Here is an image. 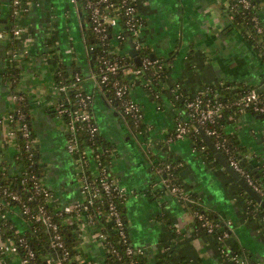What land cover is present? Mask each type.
<instances>
[{"label":"crops","instance_id":"0c3cea01","mask_svg":"<svg viewBox=\"0 0 264 264\" xmlns=\"http://www.w3.org/2000/svg\"><path fill=\"white\" fill-rule=\"evenodd\" d=\"M30 1L29 10L18 16L22 32L16 48L19 80L14 88L3 79L6 43L5 35H0V115L13 110L14 94H25L30 100L34 145L46 168L43 182L52 194L50 203L63 208L83 197V168L67 149L68 127L57 113L61 96L54 75L58 68L65 67L83 74L81 85L92 96L90 113L99 134L114 144L108 168L126 196L123 207L131 241L146 250L149 261H159L166 255L173 242L171 230L175 229L177 242L171 249V261L232 264L222 255L216 235L195 233L197 206L216 213L230 234L225 242L233 252L264 264V217H251L250 195L221 163L217 164L216 157L210 158L198 149L190 137L167 140L180 116L173 94L194 96L207 85L225 82L264 87L261 56L246 38V30L231 26V0H139L138 12L144 21L141 32L127 36V45L122 48L114 40V48L130 55V38L133 45L139 42L151 57L165 60L170 68L161 84V90L167 91L160 97L154 95V85L144 74L126 72L130 95L144 114L141 132L120 117L92 76L85 36L88 22L84 23L81 7L72 0ZM253 3L264 19V0ZM8 9L9 0H0L3 16ZM226 132L247 149L254 169L264 170V115L247 111L232 115ZM14 142L7 137V127L0 130V168L11 164L10 172H17ZM165 159L181 164L184 190L192 202L171 194L159 183L154 169ZM89 166L95 171L93 159ZM16 222L24 229L22 219ZM80 235L87 258L101 261L104 248L96 231L83 227ZM20 261L15 254L0 255V264Z\"/></svg>","mask_w":264,"mask_h":264},{"label":"trees","instance_id":"16d2710c","mask_svg":"<svg viewBox=\"0 0 264 264\" xmlns=\"http://www.w3.org/2000/svg\"><path fill=\"white\" fill-rule=\"evenodd\" d=\"M250 1V7L246 8L241 0H231L229 5V13L231 15V26L238 27L242 26L246 31V38L249 40L250 44L255 48L257 53L261 56V60L264 63V30L260 32L259 27L264 29V19L260 16V12L257 9V5L253 3L254 0ZM14 0H9V9L6 14H3L0 11V20L5 19V23L0 21V33L5 35L6 43V53L3 57L5 60V70L3 73V79L6 85H10L13 88L19 80V70L17 67L18 59H11L10 54L16 50L18 47L19 39L14 36L13 29L16 26H19V18L14 13ZM80 7L82 9L83 20L88 22V13L83 8L82 2L79 1ZM144 22V21H143ZM85 36L88 43V46L94 44V34L91 27L85 25ZM112 30H110L111 32ZM129 33L123 28V35L126 37ZM113 39L109 37V40L104 46H97L91 52V62H92V71L100 77L98 72L99 61L96 59L97 55H102V51L107 48L114 47L112 43ZM110 42V44H109ZM123 44L121 45V48ZM139 54L143 56L151 57L148 50L140 48L138 50ZM113 59L117 57L118 63L122 66L117 75H111V81L103 85V91L107 95V100L110 104L117 110L120 117H122L128 125L134 128L136 131H143L144 124L143 121H136L130 117H123V106L122 100L117 98L115 91L112 86V80L115 77L121 78L124 82H129L126 70L130 67H139L143 70L144 76L152 82L154 85L153 93L157 97H160L161 93L166 92L167 90L162 89V83L165 82L167 75L169 74L170 68L168 64L163 59H158L159 63L155 66H152L148 69H144L142 66H138L135 63L134 57L129 54H123L120 52H115L111 56ZM12 60V61H9ZM77 75L80 77V80H77ZM14 79V80H13ZM84 80L82 73L74 70L73 72L68 71L67 68L61 67L58 68L54 75V82L56 87H66L65 90L60 91L59 102L64 103L66 108L76 109L79 107L81 96H85L86 93L81 85ZM257 89L255 87H248L245 85H235L233 82H225L220 86L207 85L203 92L199 95L203 98V104L206 106L208 103H214L215 101L222 103V108L220 112L215 116L214 121L207 122L205 124H200L198 121L194 120L189 114L190 110L187 108V99H193L194 96H183L182 94H173L172 100L176 104V108L180 111L179 118H187L190 120V131L187 133V136L194 141L195 146L198 149H203V151L210 157L215 159V154L206 144L202 132L206 134L208 129L216 130L217 134L207 135L214 145L216 146L219 139H225V145L230 150L231 153L235 155L240 165L246 169L256 182V184L262 189L263 194L260 193V196L264 200V170L262 168H257V172L253 173L254 166L252 165L251 159L247 155V149L241 145V143L231 134L226 132V125L228 119L232 115H238L241 113L239 111L241 105H238L240 98L249 90ZM262 97L264 98V92H261L260 89H257ZM22 99H18L15 102V106L9 114L13 115V123L10 125V129L15 132L14 135V146L17 147V153L14 155V164L17 166V172H10L11 164L6 166L2 165L0 168V201L2 202L3 214H6V218L2 220V227L0 232V240L5 241L8 237H13L18 240L19 237H25L29 243L30 249L35 253V257L31 258L29 261L37 262L38 264H45V261H48L49 258L52 261H56L52 257L53 249L50 247L51 235L46 230L41 221L37 220V216L41 214V207L43 210L51 214L55 221L58 222L60 231L65 242V246L68 249V256L63 264H79L78 261H82L84 258V252L82 251V244L84 243L83 237L80 235L79 230L81 231V225L86 224L92 230H98L106 235V247L107 252L104 258L105 264H116L120 261H133L135 257L128 255L126 252V244L122 241L119 232L115 226L114 220L110 215L109 203L114 200L119 204V210L123 214L124 220L126 221L124 207L122 203V198L116 193L112 197H107L103 192L102 196L98 199H94V204L88 205L87 209L82 207L74 209L71 213L58 214L52 206L49 205L48 201L45 200V197L42 193H36L34 191L33 185L34 180L30 177L32 175L36 176V181H44V176L46 173V168L40 162V154L37 150V146L34 145V131L32 126L33 116L31 114V103L28 97L25 94H21ZM187 98V99H186ZM90 110V106H89ZM247 112L255 113L252 108L246 110ZM264 115V114H263ZM69 116L66 113L63 116V121L68 122ZM93 121H95L93 119ZM27 124L30 130L28 137H25L22 134V131L19 130L23 124ZM4 124L0 122V130L4 129ZM175 130V128H174ZM174 130L172 132H174ZM216 135H219L217 137ZM78 140H79V152L74 156L75 158L83 157V161L91 157L87 156L88 148L94 150V155L99 154V161L102 163L101 166H96L95 171H92L88 166H85L86 171L83 173L87 180L91 183V188L93 186H100V173L103 165L110 163L112 158V152L114 144L105 138H103L99 132L96 133L94 137H91L87 128L78 131ZM29 146V147H27ZM218 151L228 160V154L225 149L222 147H217ZM86 154V155H85ZM87 162V161H86ZM217 164L220 165V162L216 160ZM254 164V163H253ZM167 165H170L171 168L169 171H166V177H171L173 183L180 188H184L183 177L181 174V164L177 161H172L165 159L156 164L155 169L165 168ZM221 166V165H220ZM252 167V168H251ZM256 169V168H255ZM108 172L111 177H113L112 172L108 168ZM25 173V174H24ZM159 176V183L161 184V177ZM7 189L8 191H15L21 195L22 202L14 201L8 199L6 195L3 194V190ZM251 205L248 209L251 214V217L259 220L264 217V206L259 204L255 199L250 196ZM27 204L31 208V213L29 215H24L23 213V204ZM122 203V204H121ZM195 211L203 213L207 219L215 225L220 226L221 228L215 229L213 235L221 234L224 224L219 219L213 211H208L203 208H198L195 206ZM19 213L20 217L25 218L27 221L23 231L20 230V226L16 222L17 218L14 215ZM204 220L199 219L195 215V233L210 234L208 229L203 225ZM126 230L128 227L127 222ZM226 229V228H225ZM224 229V230H225ZM173 235V242L170 244L166 255H163L159 258L158 264H189L184 260L179 262L171 261V249L173 245L177 242V233L175 229L171 230ZM129 229L127 230V234ZM130 234H128V237ZM131 239V238H129ZM233 249V248H232ZM237 251L236 249H233ZM237 253V252H236ZM18 255L20 258H25L27 255V249L20 246L18 249ZM60 258V257H59ZM139 261H148L146 258H140ZM32 264V263H30ZM51 264H57L55 262Z\"/></svg>","mask_w":264,"mask_h":264},{"label":"built area","instance_id":"2783aa9c","mask_svg":"<svg viewBox=\"0 0 264 264\" xmlns=\"http://www.w3.org/2000/svg\"><path fill=\"white\" fill-rule=\"evenodd\" d=\"M73 2L77 3L79 6V1L82 2L83 8L88 13V22L89 26L92 29V32L94 34V44L92 46H88L89 52L94 50L97 46H104L106 45V42L109 40V37L113 39L112 43L113 46L115 44V41L118 45H122L123 47L127 45L126 37L123 35V28L126 29V31L130 34L131 37H135L138 35L143 26L144 22L143 19L140 17L138 8L141 1L139 0H72ZM242 3L246 8L250 7V1L249 0H241ZM29 2L30 0H14V13L15 15L19 16L24 12H27L29 10ZM110 30H112L110 32ZM258 30L262 32L264 29L259 27ZM22 29L19 26H16L13 29V34L15 37L19 38L21 36ZM128 34V35H129ZM2 35V33H0ZM115 40V41H114ZM110 44V42H109ZM135 48L138 50L141 48L139 42H134ZM117 52L114 47L104 49L102 51V55L98 54L96 59L99 61V67L98 72L100 77L96 75L94 72L92 73L93 78L96 80L98 85L103 89V85L107 84L111 81V75H117L119 70L122 68V66L118 63L117 57L113 59L111 56ZM11 59H16L19 57V52L17 50H14L10 54ZM91 55V52H90ZM9 61H12L9 59ZM159 63L158 59H153L152 57L145 56L141 59V65L144 69H148L152 66H155ZM133 70L135 74H142L143 70L139 67H130L126 70ZM125 72V73H126ZM14 80V79H13ZM77 80H80V77L77 75ZM112 86L115 91V95L117 98L122 100V106H123V117L126 119V117H130L136 121H142L144 119V114L139 106V104L131 97L130 95V85L127 82H124L121 78L115 77L112 80ZM66 87H60L58 90H65ZM183 95V94H182ZM184 96V95H183ZM14 100L17 101L18 99H22L23 96L21 94H14L13 96ZM80 104L79 107L76 109L73 108H66L64 106V103L59 102L57 106V113L60 118L63 119V116L68 113L69 119L68 122H66V125L68 127V138H67V149L72 154L75 155L79 152V140H78V131L87 128L91 137H94L97 132H99V127L93 121L92 114L90 113L89 106H91L92 103V96L86 94L85 96L80 97ZM187 99V98H186ZM187 101V108L190 110V116L198 121L200 124H205L207 122H212L215 119V116L220 112L222 108V103L215 101L214 103H208L206 106L203 104V98L201 95L196 94L193 99L189 98ZM238 105H241V109L239 111L244 112L249 108H252V110L255 113L258 114H264V98L260 94V92L257 89H251L247 91L239 100L237 103ZM0 122L4 124V127H7V137L13 138L15 132L12 131L9 127L13 123V115L12 114H3L0 115ZM190 120L187 118L180 119L177 118L175 130L172 132L168 137V141L173 140H179L184 139L187 137V133L190 131ZM19 130L22 131V134L25 137H28L30 134V130L28 125L25 123L23 126L19 128ZM207 135H215L217 134L216 130L208 129L206 132ZM219 137V135H216ZM217 147H222L226 150L228 154V163L230 166L242 177L244 180L248 183L250 187L254 191H256L259 195L260 193L263 194L262 189L256 184L252 176L246 169H244L235 155L230 152V150L225 145V139L221 140L219 139L216 144ZM29 147V146H27ZM90 151L93 152L94 150L90 149ZM91 154V157H89L88 160L85 162L83 161V157L76 158V161L81 165L83 168V171L81 172V178H82V199L79 200L77 203L66 206L63 208H58L53 206L50 201L52 194L49 191V189L44 185V182L42 181H36V176L32 175L30 178L34 180V191L36 193H42L45 197V200L48 201L49 205L54 208L58 214L64 213H71L74 211V209L84 206V209H87L88 205L94 204V199L100 198L102 196V192L107 195V197H112L114 194H118L122 198V203L126 196L124 195L123 189H121L115 179L111 177L110 173L108 172V166L103 165L102 171L100 173V186L96 187L93 186L91 188V183L87 180V177L84 176V172L86 171L85 166L90 165V162L93 159V163L95 164V167L101 166L102 163L99 161V154H96L93 156ZM86 155V154H85ZM87 156H89L88 150H87ZM90 167V166H89ZM171 168L170 165H167L165 168H158L157 172L161 177V185L169 191L171 194L184 199L186 201H191L188 194H186V191L184 188H180L179 186L175 185L173 183V179L171 177H166V171H169ZM25 174V173H24ZM3 194L8 197L10 200L22 202L21 195L18 192L15 191H8L7 189L3 190ZM121 203V204H122ZM2 202L0 201V232L2 227V220L6 218V214H3L1 212L2 210ZM109 209H110V215L114 220L115 226L119 232V235L122 239V241L127 245L126 246V252L128 255H131L134 258L133 261H120L116 264H158L157 261H149L148 254L146 250L142 247L134 245V243L129 239L126 230V221L124 220L123 214L119 210V204L115 202L114 200L110 201L109 203ZM23 213L24 215H29L31 213V208L27 204H23ZM19 213H16L14 215L16 218L20 217L18 215ZM195 215L201 219L204 220L203 225L207 227L208 233L213 234L215 233V229L219 230L221 228L218 225L212 224L207 217L203 213H199L198 211H195ZM18 216V217H17ZM22 219L27 223L25 218H19ZM37 220L41 221L46 230L51 235V243L50 247L53 249L52 251V257L56 261H52L51 258L48 259V261H45V264H51L53 262L57 264H63L65 261L69 252L68 249L65 246V242L63 240L62 233L60 231V227L58 222L55 221L54 217L43 210V207H41V214L37 216ZM87 227L86 224L81 225V228ZM20 230L23 231L22 228ZM222 233L219 235L217 234V238L220 242V251L222 255L229 260L232 264H257L256 262L250 261V259L244 255L243 253H236L233 252L227 245L226 240L230 237L229 232L224 228H222ZM79 232H81L79 230ZM97 238L99 239L100 243L102 244L104 248L103 252V258L101 261H93L87 258L86 254H84V258L82 261H78L79 264H105L104 258L106 256L107 247H106V235L98 230H96ZM82 236V235H81ZM130 236V235H129ZM25 247L27 249V255L25 258H20L21 264H38L34 261H29L31 258L35 257V253L30 249L29 243L25 237H19L18 240L14 239L13 237L6 238L5 241L0 240V255L5 254H15L18 255V249L19 247ZM19 256V255H18ZM60 257V258H59ZM146 258L148 261H139L140 258ZM177 264V263H176Z\"/></svg>","mask_w":264,"mask_h":264},{"label":"water","instance_id":"95a60500","mask_svg":"<svg viewBox=\"0 0 264 264\" xmlns=\"http://www.w3.org/2000/svg\"><path fill=\"white\" fill-rule=\"evenodd\" d=\"M1 22L5 23V19L0 20ZM129 45L131 47L130 49V55L132 57H134V60L136 62V64L138 66L141 65V59L140 56L138 55V51L136 49H134V45L133 42L130 40L129 38ZM152 58L154 59L155 56L152 55ZM260 91L264 92V87H260ZM202 136L206 142V144L208 145V147L211 149V151L215 154V157L218 159V161L223 165V167L225 168V170L246 190V192L253 198L255 199L259 204H261L262 206H264V200L262 199V197L252 189V187H250L248 185V183L244 180V178H242L228 163V161L226 160V158L218 151V149L216 148V146L214 145V143L212 142V140L205 134L202 132ZM252 168V167H251ZM257 172V169H253V173Z\"/></svg>","mask_w":264,"mask_h":264}]
</instances>
